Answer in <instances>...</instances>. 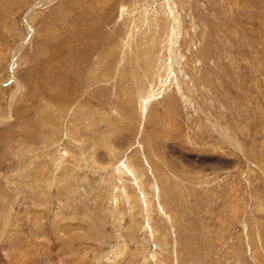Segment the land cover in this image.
<instances>
[{
  "label": "rangeland",
  "instance_id": "374dc122",
  "mask_svg": "<svg viewBox=\"0 0 264 264\" xmlns=\"http://www.w3.org/2000/svg\"><path fill=\"white\" fill-rule=\"evenodd\" d=\"M0 264H264V0H0Z\"/></svg>",
  "mask_w": 264,
  "mask_h": 264
},
{
  "label": "bare ground",
  "instance_id": "6f19581e",
  "mask_svg": "<svg viewBox=\"0 0 264 264\" xmlns=\"http://www.w3.org/2000/svg\"><path fill=\"white\" fill-rule=\"evenodd\" d=\"M147 101V100H146ZM144 106H145V103H144ZM66 154H67V152H66ZM130 162H132V161H130ZM130 164H132V163H130ZM128 162H123V163H121L120 165H119V167H118V171H117V173H119V175H124V174H126V175H128L129 177L131 176V179L133 180L132 182L135 184V185H137L138 187H139V189H140V191L141 192H143L144 191V188H143V186L142 185H140V183H139V180H138V176L139 175H137L138 173H136V169H134L133 167H131V165H130ZM138 170V169H137ZM138 172V171H137ZM118 175V174H117ZM118 175V176H119ZM121 179V178H120ZM126 197L128 198V195H126ZM116 198V197H115ZM143 202H144V205L142 206V208H145V211L148 213V207H149V200H148V196H146L145 194H144V192H143ZM116 205H117V198H116V200H115V202H114Z\"/></svg>",
  "mask_w": 264,
  "mask_h": 264
}]
</instances>
